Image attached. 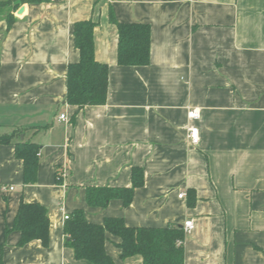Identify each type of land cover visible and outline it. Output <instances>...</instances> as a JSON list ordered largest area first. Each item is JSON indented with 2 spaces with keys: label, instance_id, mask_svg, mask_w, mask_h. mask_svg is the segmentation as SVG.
Masks as SVG:
<instances>
[{
  "label": "crops",
  "instance_id": "obj_1",
  "mask_svg": "<svg viewBox=\"0 0 264 264\" xmlns=\"http://www.w3.org/2000/svg\"><path fill=\"white\" fill-rule=\"evenodd\" d=\"M111 11L150 25L148 65L118 63ZM86 19L97 23L95 56L109 65V86L105 104L79 109L66 99L67 72L80 58L74 24ZM195 107L200 117L190 120ZM5 134L14 136L0 144V264H91L65 244V216L77 209L96 224L192 220L184 264H264V0H12L0 9ZM19 141L40 146L34 183H24ZM135 166L144 184L128 206L88 204L87 186L131 187ZM22 199L49 209L48 246L19 245ZM119 243L107 233L117 264H143L141 255L123 258Z\"/></svg>",
  "mask_w": 264,
  "mask_h": 264
},
{
  "label": "trees",
  "instance_id": "obj_2",
  "mask_svg": "<svg viewBox=\"0 0 264 264\" xmlns=\"http://www.w3.org/2000/svg\"><path fill=\"white\" fill-rule=\"evenodd\" d=\"M36 2L48 0H22ZM12 0H0V9L10 5ZM17 5H15L16 7ZM8 26L15 18L8 13ZM110 20L118 28V63L123 66H145L151 60V28L142 22L123 23L110 12ZM92 19L75 22L73 28L75 47L80 58L68 66L67 102L82 109L89 105H103L107 102L109 86V65L95 56V27ZM14 134L0 136V144L11 143ZM17 157L24 161V183L37 179L40 161V146L34 142L15 143ZM131 187L87 186L86 199L94 207H106L112 199H121L129 205L136 187L144 184L142 167H133ZM13 229L21 233L19 245L40 240L49 245V209L39 202H20ZM10 229H7L8 233ZM65 244L72 248L77 259L91 264H117L107 253V233L120 238L118 247L121 256L143 257V264H184L186 238L185 227L168 224L164 227H131L121 217L106 218L103 224L90 222L82 209L75 210L65 223Z\"/></svg>",
  "mask_w": 264,
  "mask_h": 264
},
{
  "label": "built area",
  "instance_id": "obj_3",
  "mask_svg": "<svg viewBox=\"0 0 264 264\" xmlns=\"http://www.w3.org/2000/svg\"><path fill=\"white\" fill-rule=\"evenodd\" d=\"M200 117V109L199 108H191L188 111V118L190 120L192 119H198ZM61 120H66L67 116L66 114H61L59 117ZM188 138L191 141L192 144H198L199 140H200V136H199V128L196 126H191L188 128ZM13 189V188H11ZM185 193L182 192L179 196L182 197L184 196ZM70 216L66 215L65 219H69ZM193 221L192 220H188L185 222V232L186 234L191 232V230L193 229Z\"/></svg>",
  "mask_w": 264,
  "mask_h": 264
},
{
  "label": "water",
  "instance_id": "obj_4",
  "mask_svg": "<svg viewBox=\"0 0 264 264\" xmlns=\"http://www.w3.org/2000/svg\"><path fill=\"white\" fill-rule=\"evenodd\" d=\"M23 11V8L20 10V13ZM21 137H23V136H21ZM181 226H183V225H181Z\"/></svg>",
  "mask_w": 264,
  "mask_h": 264
}]
</instances>
